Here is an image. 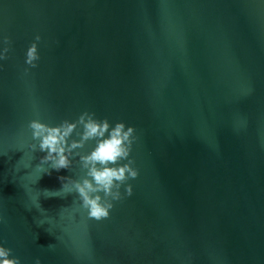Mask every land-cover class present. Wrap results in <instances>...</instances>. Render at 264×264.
Masks as SVG:
<instances>
[{"label":"water","instance_id":"obj_1","mask_svg":"<svg viewBox=\"0 0 264 264\" xmlns=\"http://www.w3.org/2000/svg\"><path fill=\"white\" fill-rule=\"evenodd\" d=\"M41 32L37 68L24 50ZM0 246L18 264H264V0H0ZM131 127L108 218L29 124ZM77 127L68 144L80 140ZM34 146V147H33ZM129 186L131 194H128Z\"/></svg>","mask_w":264,"mask_h":264},{"label":"clouds","instance_id":"obj_2","mask_svg":"<svg viewBox=\"0 0 264 264\" xmlns=\"http://www.w3.org/2000/svg\"><path fill=\"white\" fill-rule=\"evenodd\" d=\"M43 36L36 31L24 50V63L30 68H37L41 59L39 45ZM3 49H0V60L6 58L9 51L7 45L9 38L4 37ZM83 126L79 141L68 144V138L77 127ZM34 139L39 140V148L46 151V160L52 161V167L59 170L69 167L71 161L69 156L71 150L82 147L83 142L95 140V145L90 152L81 156V162L87 168V175L90 179H85L82 183H76L75 188L82 197L83 206L87 209L89 218L97 221L109 217L113 205L110 202L102 201L99 195H94L103 191L106 195H111L113 199L119 198L118 192H113V188H119L120 182L129 177L135 178L137 171L130 163L120 164L119 161L128 157L131 145V134L133 129L127 127L122 122H117L114 126L108 120L97 119L94 114L83 113L78 121H63L57 126H49L38 120L30 122ZM34 147V146H33ZM128 194H131L129 186ZM10 250L0 246V264H18L15 259L9 258Z\"/></svg>","mask_w":264,"mask_h":264}]
</instances>
